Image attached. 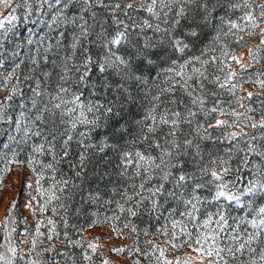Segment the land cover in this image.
<instances>
[{
  "label": "snow or ice",
  "instance_id": "6c2138e0",
  "mask_svg": "<svg viewBox=\"0 0 264 264\" xmlns=\"http://www.w3.org/2000/svg\"><path fill=\"white\" fill-rule=\"evenodd\" d=\"M0 9V178L12 165L30 170L25 208L35 214L42 201L38 211L65 213L67 228L66 202L90 178L107 181V199L90 188L83 203L115 209L92 212L88 227L111 222L125 238L122 216L155 220L167 245L146 241L156 264H264V0H0ZM16 207L0 264H77L53 243L51 217L22 251L9 228ZM63 235L93 264L98 244Z\"/></svg>",
  "mask_w": 264,
  "mask_h": 264
},
{
  "label": "rangeland",
  "instance_id": "374dc122",
  "mask_svg": "<svg viewBox=\"0 0 264 264\" xmlns=\"http://www.w3.org/2000/svg\"><path fill=\"white\" fill-rule=\"evenodd\" d=\"M257 2H259V0ZM0 11H3V9H0ZM240 14L241 13L237 11L233 18H236V16H239ZM260 27H264V24H261ZM244 39L249 41V46L259 43V37L256 35L252 37L244 36ZM209 40H207V42ZM241 52L246 54L247 48L237 50L236 54L240 55ZM244 87L249 88L250 90L254 89V86L250 84H245ZM4 94L5 93H0V96ZM3 139L6 140V138ZM12 147L14 148L15 145H13ZM26 154V152L22 153L20 159H24L26 157ZM2 167L3 161H0V168ZM11 169V171L3 173L2 178H0V243L5 242L6 237L3 225L5 223V217L7 216V209L11 207V201L15 199L17 201V207L16 209H14L16 223L14 225L9 224V228H16V232L12 233V239L24 252H27L30 244L20 243V241L31 239L32 235L35 234L37 220L43 222L41 231L47 234L49 227L47 225V219L49 217L56 221V228L60 233L59 239H55L53 243L56 244V247L58 249L62 251H69L74 254L77 264H84V261L80 255L83 249L80 247L67 248L66 243H62L63 241H65V237L63 235L65 231L68 232L69 236L73 240L83 239L84 248L87 247L88 242H92L100 246L97 249V252L93 254V264H101L102 260H104L105 258L111 261L112 264H132V262L136 259H139L141 261V264H156L154 256H158L159 253L156 252L154 255H152L151 246L148 245L146 241H151L153 244L160 245L161 247H167V245L163 243V239H161L160 237L150 234L145 235L143 231L145 229L144 227L136 226L138 230L137 233H132L130 227L123 228V224L128 222L129 220L131 221V223H133L132 221H134V217L122 216L119 222H115L117 223V226L123 230L125 238H120L111 231V222L88 227L93 219V217L90 215L92 212H99L102 216L105 213L111 215L112 210L115 209V204L107 206L103 204V200L99 205L84 204L83 199L87 197L88 190H84L81 193L78 198L79 201L78 203H76V206L74 208H71V202L73 201V199L66 202L69 205V210L66 214L68 218L67 228L64 227L62 219L65 213L61 212L59 215H53L50 208L42 214L38 211V203H41L42 201H33V207L37 209L35 214H33L31 210L25 208V204L30 200L29 192L31 191L32 194H35V186H33V189L31 190L25 186L32 174L26 166L23 168H17V166L12 165ZM107 184L108 183H106V185ZM106 185L103 187L101 185H95L93 189L102 188L107 190V188H105ZM101 194L105 199L108 198L109 193L103 194L101 192ZM114 199H119V197H114ZM77 209H80V211L77 212ZM86 215L89 220L81 222L78 217H85ZM25 221L27 222L25 223ZM80 227H83L84 229L82 232L77 231V229ZM25 229L27 230L26 235H21V233H23ZM43 239L44 246H46L49 242L47 241L46 237ZM125 246L133 249L131 255H129L127 250L121 254L110 251V249L114 247L119 248ZM135 247H139L143 251H148L150 253V256L147 258L140 256L135 252ZM49 255H54V253L46 254L45 258H48ZM165 255L168 259L171 260L174 258L176 253L169 249L168 251H166ZM17 264H23V261H17ZM61 264H63V260L61 261Z\"/></svg>",
  "mask_w": 264,
  "mask_h": 264
},
{
  "label": "trees",
  "instance_id": "16d2710c",
  "mask_svg": "<svg viewBox=\"0 0 264 264\" xmlns=\"http://www.w3.org/2000/svg\"><path fill=\"white\" fill-rule=\"evenodd\" d=\"M258 1V0H257ZM211 30H209V34L204 38L203 40V43L207 42V40L211 39ZM202 47V44L198 43L197 44V47L196 49L193 50V52H190L189 55H192V54H199V50L200 48ZM214 134H218V133H214ZM207 143V148L209 150H214V145L212 144V142H206ZM21 158V156H20ZM65 171H67V168H66V165H62L61 166ZM106 183H108L107 181L103 182V183H100V184H97L96 180L95 179H89L83 186V190L82 191H79L78 194L73 198V201L71 202V208H74L76 206V203H78V198L79 196L81 195V193L84 191V190H89L90 188L93 189L95 185H101L102 187L106 185ZM107 188V187H105ZM103 194H108L107 190L106 189H102L100 188L99 189ZM17 193V192H16ZM21 193V192H20ZM19 194V192H18ZM19 196V195H18ZM79 220H81V222H85L88 219L87 215L85 217H81L79 216L78 217ZM134 221H132L133 223L132 224H135L136 226H140V227H144L145 229L148 230L149 234L150 235H154V236H157V237H160L161 239H163L162 236L160 235H155V228L157 227V223L155 220H152L150 223L148 221V217L144 216V217H134L133 219ZM160 223L162 224L163 223V220L160 221Z\"/></svg>",
  "mask_w": 264,
  "mask_h": 264
}]
</instances>
